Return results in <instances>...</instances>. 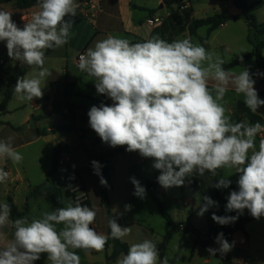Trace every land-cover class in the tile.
I'll list each match as a JSON object with an SVG mask.
<instances>
[{
	"label": "clouds",
	"instance_id": "clouds-1",
	"mask_svg": "<svg viewBox=\"0 0 264 264\" xmlns=\"http://www.w3.org/2000/svg\"><path fill=\"white\" fill-rule=\"evenodd\" d=\"M78 7L76 0H37L38 10L23 28L12 20V13L0 10V41H6L8 56L39 69L32 78L17 79V99L43 97L41 82L51 75L44 67L45 51L67 43L73 21L65 18L75 17ZM239 59L243 62V56ZM224 64L219 55L189 38L168 42L158 35L142 43L108 35L81 54L78 63L80 71L94 78L97 93L114 101L111 106L102 103L90 108V127L111 147L126 146L128 152L152 158L163 188L183 186L185 178L193 174L209 172L215 176L222 168L240 174L238 191L230 192L225 206L227 212L238 215L213 213L212 219L220 225L234 223L245 209L257 220L264 217V124L232 122L229 109L221 103L229 85L237 95L243 94L245 106L254 114L264 106V99L259 98L247 68L237 74L226 70ZM258 134L262 135L257 150ZM10 140L0 141V158L19 164L23 156ZM91 163L100 184L107 187L100 173L102 165ZM8 177L9 172L0 168V184ZM130 180L133 194L144 199L146 189L135 177ZM230 184L222 177L213 187L228 188ZM203 200L197 213L200 216L210 207H219L209 196ZM131 207L125 205L126 210ZM11 211L7 202H0V229L9 224L14 229L10 240L0 232V241H4L0 244V264H34L41 254H47L51 264H81L77 249L102 252L109 239L90 227L97 211L79 203L42 212L40 218L31 220L21 217L10 221ZM107 223L113 239L131 233L130 227H121L112 217ZM59 225L63 227L58 229ZM215 243L218 249H206L211 256L217 251L226 254L235 244L223 233L217 235ZM158 244V238L133 243L115 264H170L167 255L161 259Z\"/></svg>",
	"mask_w": 264,
	"mask_h": 264
},
{
	"label": "rangeland",
	"instance_id": "rangeland-1",
	"mask_svg": "<svg viewBox=\"0 0 264 264\" xmlns=\"http://www.w3.org/2000/svg\"><path fill=\"white\" fill-rule=\"evenodd\" d=\"M173 1L175 5L172 8L173 12H183L182 5L180 3L177 4L178 0ZM255 1L257 0H248V3ZM155 2V0L152 1V7L157 9L159 5H156ZM190 2L192 16L195 19L204 18L213 14H231L232 9H234L230 0H191ZM165 6L168 8L169 4H166ZM255 17L259 24H264V5L255 12ZM181 25L182 23L173 22L172 26L179 29V27L181 28ZM205 34L206 28H200L197 30L196 36L192 38H189L188 34L185 33L177 35L173 40L189 38L194 44L202 45L200 39L203 38ZM248 35L249 31L242 20L227 22L225 27L217 29L212 33L210 41H207L204 44V47L209 52L219 55L225 60V64H227L235 58L251 52L252 47L247 42ZM252 39L254 42H260L264 40V35H255ZM62 49V47H59L56 53L46 60L44 67L48 69L51 75L42 80L41 87L44 82L54 78L59 72L60 58L64 56V51ZM6 50V41H0V56L3 55ZM262 55L264 57V50L262 51ZM67 58L71 76L69 79H78L75 86L70 88L71 95L69 98L75 104H80L90 110L92 106H95V102L101 100V97L105 94H98L94 78L88 76L85 72L80 71L78 65L75 64L76 55L74 53L68 51ZM23 66H25V77L27 78H32L39 71L35 66H33L31 70H27L29 65L24 64L19 66L15 63V68H17V70L24 68ZM243 68H247L250 71V74L255 80L254 87L257 90L259 87V81L257 79L255 59L251 58L248 62L232 68V70L238 74ZM211 85L212 82L210 81L209 86ZM2 92L3 90L1 89L0 100ZM238 101H244L243 94L237 95L236 92L231 91H227L224 100L221 101V103L229 109L233 121L236 103ZM26 103L27 100L21 101L15 96L10 104L11 106L8 113L21 106V104ZM88 112V110L87 112H79V117L74 123V130H76L75 133L59 132L53 126V119H45L47 122L45 128L50 126L53 131L48 132L46 134V140L40 141L38 144H32L16 149V151L23 156L22 162L19 164H13L11 160L5 161V159L0 158V168L6 167L9 172L8 180L6 183H3V185L7 186V184L11 183L12 187L15 188L13 197L21 206V202H23L27 192L28 184L32 186L43 184L45 183L47 175L51 173L52 161L50 157L47 159L46 150L50 154L53 152V144L56 142L57 138L58 140H64L70 146V149L62 155V158H71L72 166H75V171L80 174L85 185L91 208H94L97 211L95 223L90 227H93L97 232L106 235L105 228H108L107 221L108 218L112 217L116 219L121 227L131 228V233L129 235L119 239L121 242L125 243L128 248L133 243H139L145 239L156 240L157 238L159 240L158 248H160L164 235L168 230L167 225L157 212L154 203L150 200L147 194L144 199L133 194L135 189L130 180V178L135 177L144 187L143 180H151L153 178L155 169L152 165L154 160L152 158L141 157L138 151H125L123 156L115 158L107 191L109 200V216L107 217L106 209L100 205L99 201V176L95 174L91 168H84L85 164L89 163V159L94 161V156L97 154L96 147L94 146L96 145L95 134L90 130ZM25 113L26 112H18L11 116H6L9 114L5 113L0 117L2 121L20 122ZM257 114L264 118V106L257 109ZM16 134L17 133L9 128H4V131H0L1 137L8 140L12 135ZM91 141H93L94 145L91 144ZM106 146L109 149L119 147H111L109 144ZM258 146L259 145L257 144V150ZM71 173V165L68 163L64 166L58 165L56 171L51 173V176L49 177L50 183L57 182L60 184V188L63 192L69 189V193L72 194L71 198L63 199V207L68 206L71 202L76 205L84 197V192L78 188V183L70 184L68 182V176H70ZM239 175V173L235 172V169L223 168L221 172H216L212 183L205 186L203 184V181L205 180L204 175L200 176L198 174H193L192 176L185 178L183 186L171 187L169 189L163 188V192L159 191L157 197L168 208L172 221L175 224L189 223L194 228L205 233L206 226L211 220L213 213L216 215L224 214L226 216L238 215L237 212H227L225 209L227 197L231 190L229 188L217 189L213 187V185L222 177H226L231 182H236L239 179ZM192 179H195L196 183L193 184V186H190V180ZM204 196H209L214 201H217L219 207H210L207 212L200 216L197 213L199 212L200 207L205 203L203 200ZM128 204L132 206L131 210L125 209V205ZM245 211L246 209L243 213H245ZM240 215L241 214H239V216ZM245 232L247 235V245L245 249L237 247L234 244V247L228 253L221 255L220 252L217 251L215 256H211L206 249L209 247L214 249L219 248L218 244L212 243L204 248H195L192 257H190V254L194 236L183 232H177L172 235L171 239L163 249L162 258L167 255L170 259V264H222L226 262V258L230 260V264H264V217L248 223L245 226ZM228 241L232 243L230 240ZM105 254L104 251L98 252L95 255L90 256L91 258L89 261H86V259L82 257L80 259L81 264H108L105 260ZM107 254H110V250L107 251ZM110 264H115V262Z\"/></svg>",
	"mask_w": 264,
	"mask_h": 264
},
{
	"label": "crops",
	"instance_id": "crops-1",
	"mask_svg": "<svg viewBox=\"0 0 264 264\" xmlns=\"http://www.w3.org/2000/svg\"><path fill=\"white\" fill-rule=\"evenodd\" d=\"M92 1L97 2V4L100 7V11L95 13L94 18L90 20L85 19L83 22L73 27L72 30L70 31V35L68 37L67 43L62 46L63 48L62 50L64 51L63 52L64 56L60 58L59 72L54 78L44 82L42 86L43 97L34 98L32 101H27L26 104H21V106L15 108L13 111H10V113H8V110L11 106L10 104L16 96L14 93L11 100L8 102L4 112L0 113V116L4 115L5 113L9 114L6 116H11L13 114H17L18 112H26L24 117L21 118L20 122H14V121L7 122L6 120L2 121L0 117V131H4V128H9L13 132L17 133L16 135H12L10 137L11 146L15 150L32 144H38L40 141L46 140L45 138H46V134L48 133V129L51 130L50 132H52L53 130L52 127L50 126L45 128V125L47 123L45 119H53V126L55 128L61 124L64 125L69 124L67 121V110L64 108V100L66 99L67 102L75 104L69 98L71 95L70 88L75 86V83L76 81H78V79H73V80L69 79L71 76L68 67V58H67L68 51L76 55L75 64L78 65L79 63L78 57L81 54H84L88 48L90 47L94 48L95 43L97 41L107 38L108 35L127 39L130 41V43H142L156 35H158L162 39L167 40L168 42H172L174 37H176L177 35L179 34L182 35L185 33L188 34L187 27L191 22V20L195 19L192 16V7L190 2L191 0H178L177 4L180 3L183 6V12L179 11L178 13H175L172 10V8L175 6L173 0H155L156 1L155 4L159 5L157 9H154L152 7L153 0H92ZM76 2L79 5L83 2V0H76ZM166 4H169L168 8H166L165 6ZM0 10L12 13V20L17 24L19 28H23L25 23L31 20L32 15L38 9L36 8V6L26 9H18L15 7L13 1L7 0L4 2H0ZM150 11H154V12L150 14L149 13ZM238 13L239 11L234 7V9H232L231 14L229 15H237ZM150 16H160L162 18V24L155 28L148 26L145 21ZM173 22L174 23L179 22L180 24L182 23L181 28L179 27V29H177L174 26H172ZM223 27H225V24L220 28ZM212 33L209 35L207 39L208 42L210 41ZM189 38L192 37L189 36ZM57 49L58 48H54V50L50 54L45 56V62L46 60H48V58L51 55L56 53ZM3 56H6V59L2 64L3 69L6 70L9 73V75L15 76L19 71L17 70V68H15V63L17 64L18 61L11 59L8 56L7 50L0 57ZM27 70H31V66H28ZM260 90H261V86L259 84L257 92ZM228 91L235 92L234 87L232 85H229ZM76 105L80 106L82 109H85L86 111L87 110L89 111V109H87L85 106H82L80 104H76ZM229 114L231 113L229 112ZM231 120L233 121V119ZM6 124L11 125L13 128H10ZM90 130L93 133V129L91 127ZM62 132L75 133L76 130H74V126H73V129L71 131H62ZM261 135L262 134H258L257 135L258 137H256V143L258 145H259L258 141L260 140ZM0 141H9V140L2 138L0 135ZM58 143L64 144V148L59 156V159H63L62 155L66 151H69L70 146L64 140H58L57 138L56 142L53 144L54 147ZM91 144L94 145L93 141H91ZM106 145L107 143L103 142L104 149L111 150L107 148ZM94 146L96 147V151H97L96 156H94V161H97L99 147L97 144ZM50 154L46 150L47 159H49V157L52 159L53 152H51ZM67 158L70 160L69 165H71L72 171H75V168L72 166L71 163V158L70 157ZM91 162L92 160L89 159V163L88 164L86 163L84 168L85 169L91 168L94 171ZM112 166H113V162H112ZM3 169L8 172L6 167ZM221 170H223V168L217 169L218 172H221ZM78 175L81 179L79 173ZM204 178L205 180L203 181V184L205 186H208L210 183H212L214 176L209 172H205ZM145 181L147 180L146 179L143 180L144 184ZM51 183L59 184L57 182H51ZM82 184L85 188L83 181ZM30 187H34V186L28 184L26 195L28 194ZM14 191L15 188L12 187L11 183L7 184V186L0 184V202H6L7 197L10 196L19 212H23L25 206L27 205L28 206L27 214L25 216H20L19 218L28 217L29 220H31L33 218H40L42 212L55 210L49 203L44 201V199L40 196L31 197L28 200H26V195H25V198L23 202H21V206H20L19 203H17L13 197ZM159 191L163 192V187H161ZM57 227L59 229L60 227L63 226L59 225ZM0 232L4 234L5 240H10L12 239L14 229L12 228L11 224H9L3 229H0ZM105 233L107 235L106 228H105ZM230 241L231 242L234 241L237 247H242L243 249H245L247 245V235L244 236L240 232H235L231 236ZM3 242L4 241H0V244H2ZM76 253L77 255H79L80 259L83 257L86 259V261H89L91 258L90 256L95 255L98 252L93 250L90 253H88L83 251L82 249H77ZM225 260L227 262L226 264H230V260L228 258H226ZM34 264H51V262L47 260V254H41V258L35 261Z\"/></svg>",
	"mask_w": 264,
	"mask_h": 264
},
{
	"label": "trees",
	"instance_id": "trees-1",
	"mask_svg": "<svg viewBox=\"0 0 264 264\" xmlns=\"http://www.w3.org/2000/svg\"><path fill=\"white\" fill-rule=\"evenodd\" d=\"M7 0H0V2H4ZM14 2L15 7L18 9H26L30 7H34L37 4V0H11ZM226 1V0H222ZM232 5L239 11L237 15H229V14H214L212 16H208L206 18L200 19H192L187 27V32L190 37H194L196 35V31L199 28L205 27L206 34L203 38L200 39L201 44L204 46L206 43L209 35L226 24L227 22H235L238 20H242L249 31V35L247 36V42L251 45L252 50L246 55L243 56V62L239 59V57L235 58L231 62L224 64L223 67L227 69H232L238 66L243 65L244 63L248 62L251 58L255 59L256 68H257V79L261 86V90L258 91V95L261 99H264V57L262 55V51L264 50V40L260 42H254L252 37L255 35H264V24H259L255 17V12L259 10L263 5V0H257L252 3H248V0H230ZM154 11H150L149 13H153ZM66 20L73 21L72 28L76 25L80 24L85 20L83 15L80 13L79 9L77 8V14L75 17L68 16L65 18ZM70 29V31L72 30ZM54 49H48L45 51V56L50 54ZM3 59V62L6 59V56L0 57ZM26 69L23 68L17 72L15 76L9 75V73L3 69V66L0 65V90L3 89L2 98L0 100V113L4 112L8 102L11 100L14 94V87L19 77L24 76ZM65 98V96H64ZM106 104L111 106L114 101H112L106 95L101 97V100H98L95 103V106L99 107L101 104ZM64 108L67 110V121L68 125H58L56 130L59 132L62 131H71L73 129L74 123L76 119L79 117L80 111H86L82 109L80 106L69 103L64 100ZM87 112V111H86ZM234 121L241 122L247 121L250 123H255L259 121L261 124H264V118L259 116L257 113H252L244 104L243 101H238L235 108L234 114ZM10 128H13L11 125L6 124ZM95 141L98 145L99 136L95 133ZM259 142V141H258ZM64 148L63 143H58L53 149L52 155V168L51 173L55 172L58 167V161L61 151ZM126 151V146H119L118 148L107 150L104 149L103 146L99 147L97 161L100 165H102L100 169V173L104 179L107 180V187L102 186L100 184V176H99V196H100V205L106 209L107 217L109 216V200H108V187L110 183V177L112 175V162L118 156H121ZM51 173L47 175L45 183L40 184L38 186L30 187L28 194L26 195V200L31 197L40 196L49 203L54 209L63 207V199L64 198H71L72 194L69 193V189L65 190L64 192L60 188L59 184H53L49 182V177ZM160 175L159 170H154V175L151 180L145 181L144 188L146 189V194L149 196L150 200L154 203L155 208L159 215L165 221L168 230L164 235V239L162 242L160 250V255L162 259V252L169 240L171 239L172 235L177 232H183L185 234H191L194 236L191 254L196 247L204 248L209 246L212 243H215V238L219 233H223L224 237L227 240L231 239V236L235 232H240L244 236H246L245 226L250 223L251 221L255 220L250 214V212L246 209L245 213L241 214L239 218L234 222L227 225H220L216 223L212 218L208 222L206 226L205 233L201 232L200 230L194 228L191 224H175L172 221L171 215L168 211V208L163 204L159 198L157 197V193L159 192L160 188L162 187L157 180V177ZM68 182L70 184L78 183L80 186V190L84 192L83 199L78 202L81 206H88L91 208V204L86 196V190L82 185V181L78 175V172L72 171L70 176H68ZM81 183V184H80ZM196 181L195 179L190 180V186H193ZM77 186V185H76ZM231 191L237 190L238 191V184L236 182H232L228 187ZM11 206V214H10V221H14L15 219L19 218L20 216H25L28 212V206H25L23 212H19L14 205L12 198L10 196L7 197L6 201ZM71 205L75 206L73 202L70 203ZM218 216H226L224 214H219ZM110 250V254H107V251ZM105 254L106 263H114L118 257H120L121 253H127L128 247L125 243L121 242L119 239H113L109 237L108 242L103 250ZM225 262L224 264H226Z\"/></svg>",
	"mask_w": 264,
	"mask_h": 264
},
{
	"label": "built area",
	"instance_id": "built-area-1",
	"mask_svg": "<svg viewBox=\"0 0 264 264\" xmlns=\"http://www.w3.org/2000/svg\"><path fill=\"white\" fill-rule=\"evenodd\" d=\"M182 8H183V6H182ZM78 9H79L80 13L83 15V17L87 20L94 18L95 13L100 11V7L97 4V2H94L92 0H83V2L81 4H79ZM145 22L148 26L155 28V27H158L162 24V18L160 16H150L146 19ZM79 57H78V60H79ZM2 64H3V59H0V65H2ZM17 65L22 66L24 64H21L18 61ZM21 69H23V68H21ZM50 131L51 130L48 129V132H50ZM68 163H69V159L67 157L63 158V159H59V161H58L59 166H64L65 164H68ZM78 188H80V186Z\"/></svg>",
	"mask_w": 264,
	"mask_h": 264
},
{
	"label": "water",
	"instance_id": "water-1",
	"mask_svg": "<svg viewBox=\"0 0 264 264\" xmlns=\"http://www.w3.org/2000/svg\"><path fill=\"white\" fill-rule=\"evenodd\" d=\"M102 145H103V141L101 140V138H99V140H98V147H100ZM110 232H111V229L110 228H107V235H109V237H111L110 236Z\"/></svg>",
	"mask_w": 264,
	"mask_h": 264
}]
</instances>
